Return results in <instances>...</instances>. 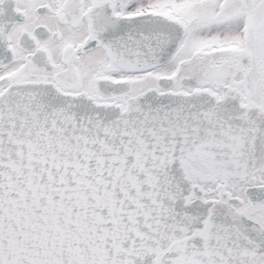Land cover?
<instances>
[{
    "label": "snow or ice",
    "instance_id": "obj_1",
    "mask_svg": "<svg viewBox=\"0 0 264 264\" xmlns=\"http://www.w3.org/2000/svg\"><path fill=\"white\" fill-rule=\"evenodd\" d=\"M0 264H264V0H0Z\"/></svg>",
    "mask_w": 264,
    "mask_h": 264
}]
</instances>
